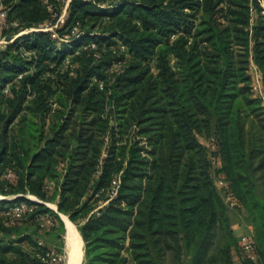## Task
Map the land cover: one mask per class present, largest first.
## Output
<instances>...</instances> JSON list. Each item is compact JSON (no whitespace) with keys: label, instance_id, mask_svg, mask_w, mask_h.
<instances>
[{"label":"trees","instance_id":"16d2710c","mask_svg":"<svg viewBox=\"0 0 264 264\" xmlns=\"http://www.w3.org/2000/svg\"><path fill=\"white\" fill-rule=\"evenodd\" d=\"M67 1L55 31L19 35L53 23ZM0 9L3 35H19L0 46V264H64L39 235L64 227L62 213L79 226L86 264H235V247L242 264H264V102L250 73L255 63L264 83V0H0ZM68 53L81 62L74 75L62 68ZM115 58L123 68L111 76ZM213 123L216 168L199 138ZM134 124L141 137L125 138ZM239 206L255 258L233 228Z\"/></svg>","mask_w":264,"mask_h":264},{"label":"rangeland","instance_id":"374dc122","mask_svg":"<svg viewBox=\"0 0 264 264\" xmlns=\"http://www.w3.org/2000/svg\"><path fill=\"white\" fill-rule=\"evenodd\" d=\"M68 5H69V1H67L66 5L63 8V11L61 13V15H59L58 19H56L55 21L48 23L47 25L44 26H38V27H33L31 29H25L23 31H21L19 33V35L21 34H25V33H29L32 30H52L55 31V28H57L60 23H63L66 19V14H67V10H68ZM56 16V14H55ZM1 24V23H0ZM3 30L0 27V46L5 47L6 44L13 42L17 36L12 37L10 39L9 36H4L3 35ZM55 35L57 36L58 34L55 33ZM80 37V35H77L76 40ZM62 41H64V43H73L74 40L72 37H70L69 35H66L62 38ZM63 46V44H61ZM122 50H126V47L122 45ZM89 57L88 54L83 55V57ZM73 54L72 53H68L65 60H64V64L62 66V68L64 70H70V73L72 75L75 74V71L77 69V67L80 65V61L79 60H74L73 59ZM108 64H106V69L108 71V73L111 74V76H113V74L117 73L118 71H120L123 68V62H121L118 58L113 59L110 62H107ZM256 64L253 63L250 67V73L252 75V83L254 82H260L259 81V77L260 74L258 72V67H257V71H256ZM262 75V74H261ZM94 80L97 81V79L95 78ZM101 87L104 86V83L101 82L100 83ZM52 107L53 109L59 107V104L56 101H53L52 103ZM108 110L110 109V107L107 108ZM215 122V121H214ZM131 137L132 139H139L141 136L139 135V127L137 124H134L131 128H129L128 132L125 134V138L127 137ZM199 138L207 145L208 151H209V156L212 159V163L214 168L218 167V165H220L221 161L219 159V155H218V150H219V146L217 143V132H216V123H213V128H212V132L210 134H199ZM144 143V142H143ZM30 197L32 199H35L33 196L30 195ZM36 200V199H35ZM47 205L48 206H52L54 207V205L57 206V202H52V201H47ZM231 216H232V222H233V228L236 232V235L239 237H241L242 235H245L247 233H252L253 229H254V225L252 223H250L249 220V216H248V211L243 208V207H231ZM21 214H16V216H20ZM7 220V217L5 219ZM14 221V220H13ZM5 222V221H4ZM9 222V221H8ZM48 222V221H47ZM75 222V221H74ZM49 223V222H48ZM76 223V222H75ZM9 224V223H8ZM76 225L78 226V224L76 223ZM79 228V226H78ZM65 233H66V225H64V227H56L53 230H47V229H43L42 226L40 227V231H39V235L41 237V239L47 243V245L51 248V252L53 253V255L55 256V258L60 259L61 261H66V253H65ZM5 237V235L3 233L0 232V239ZM85 240V239H84ZM26 243V246H29V244ZM243 251L240 249V247H235L233 249V255H234V261L235 264H242L243 263ZM87 261V256H86V247H85V259H84V264H86Z\"/></svg>","mask_w":264,"mask_h":264},{"label":"bare ground","instance_id":"6f19581e","mask_svg":"<svg viewBox=\"0 0 264 264\" xmlns=\"http://www.w3.org/2000/svg\"><path fill=\"white\" fill-rule=\"evenodd\" d=\"M35 199L39 198L32 195ZM41 201V200H39ZM57 209L58 205H54ZM66 225L65 233V253L66 261L65 264H84L85 259V240L84 237L76 225V223L70 218L68 214H61Z\"/></svg>","mask_w":264,"mask_h":264},{"label":"built area","instance_id":"2783aa9c","mask_svg":"<svg viewBox=\"0 0 264 264\" xmlns=\"http://www.w3.org/2000/svg\"><path fill=\"white\" fill-rule=\"evenodd\" d=\"M5 17H6V11H1L0 9V23H3L4 20H5ZM258 72L260 73L259 69H258ZM259 81L260 82H254L253 83V89L255 90L256 94L258 96H261L263 98V102H264V83H263V80H262V75L260 74V77H259ZM217 184L221 187H226L228 189L229 185L227 183V181L220 177L217 179ZM117 187H115V189L112 191V195H115L117 193ZM227 198H228V201H230L233 205H236L238 204V200L231 194L229 193L227 195ZM27 205L24 203V204H20V205H17L13 208V211L15 214H22L25 209H26ZM50 222V220L48 221ZM241 245L243 247V249L250 253L252 257H256V252H255V241H254V238H253V234L252 233H247L245 235H242L241 236Z\"/></svg>","mask_w":264,"mask_h":264},{"label":"water","instance_id":"95a60500","mask_svg":"<svg viewBox=\"0 0 264 264\" xmlns=\"http://www.w3.org/2000/svg\"><path fill=\"white\" fill-rule=\"evenodd\" d=\"M51 207H52V206H51ZM53 208H54V207H53ZM56 210L59 211L58 208H57ZM60 214H61V213H60ZM61 216H62V215H61Z\"/></svg>","mask_w":264,"mask_h":264},{"label":"crops","instance_id":"0c3cea01","mask_svg":"<svg viewBox=\"0 0 264 264\" xmlns=\"http://www.w3.org/2000/svg\"><path fill=\"white\" fill-rule=\"evenodd\" d=\"M256 71H257V66H256Z\"/></svg>","mask_w":264,"mask_h":264}]
</instances>
